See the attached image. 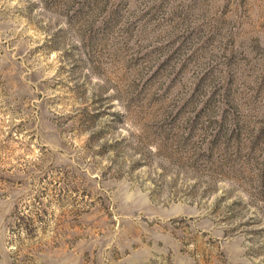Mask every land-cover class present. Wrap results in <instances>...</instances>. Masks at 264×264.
Returning a JSON list of instances; mask_svg holds the SVG:
<instances>
[{
  "label": "rangeland",
  "instance_id": "rangeland-1",
  "mask_svg": "<svg viewBox=\"0 0 264 264\" xmlns=\"http://www.w3.org/2000/svg\"><path fill=\"white\" fill-rule=\"evenodd\" d=\"M0 264H264V0H0Z\"/></svg>",
  "mask_w": 264,
  "mask_h": 264
}]
</instances>
